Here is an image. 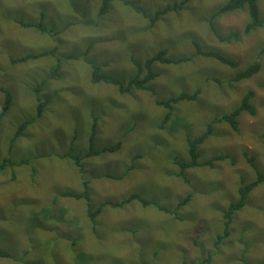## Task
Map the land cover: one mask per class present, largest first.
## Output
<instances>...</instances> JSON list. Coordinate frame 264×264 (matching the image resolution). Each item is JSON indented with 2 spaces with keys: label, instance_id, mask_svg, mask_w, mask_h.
<instances>
[{
  "label": "rangeland",
  "instance_id": "1",
  "mask_svg": "<svg viewBox=\"0 0 264 264\" xmlns=\"http://www.w3.org/2000/svg\"><path fill=\"white\" fill-rule=\"evenodd\" d=\"M173 1L178 0H111L99 16L101 0H0V163H9L0 169V250L7 253L0 254V264H264V180L231 213L223 234V211L237 199L240 179L255 178L248 158L264 174V23L246 31L248 14L240 8L217 15L212 31L208 18L224 0H188L150 26L134 9L152 14ZM258 8L264 20V0ZM194 41L237 65L194 55ZM160 48L169 57L190 59L154 62L157 75L147 82L153 93L121 92L113 83L90 79L85 58L126 83L135 71L130 57L144 61ZM50 49L37 58L10 60ZM254 61L257 72L229 81ZM197 86V97L175 103L160 127L166 108L156 99ZM248 89L255 113H240L234 130L218 118ZM5 92L10 104L1 115ZM93 123L96 153L84 156L79 170L59 154L83 156ZM208 125L211 134L197 145L198 160L228 154L235 162L226 157L189 166L184 180L173 159L188 161L186 138ZM116 142L120 147L102 150ZM28 157L29 163L10 164ZM28 164L35 167L33 178ZM84 179L94 209L130 193L168 208L190 197L171 214L136 199L103 206L91 222L83 198L58 194L82 190ZM152 253L160 256L157 263Z\"/></svg>",
  "mask_w": 264,
  "mask_h": 264
},
{
  "label": "trees",
  "instance_id": "2",
  "mask_svg": "<svg viewBox=\"0 0 264 264\" xmlns=\"http://www.w3.org/2000/svg\"><path fill=\"white\" fill-rule=\"evenodd\" d=\"M111 0H101L100 2V7H99V12L98 15L101 16L103 14L106 13L107 11V7H108V3ZM258 1L259 0H224V2L219 6L218 9L214 10L210 16H209V26L211 28L212 31L215 32V26L213 25V19L224 12L227 11H233V10H237L240 8H245L248 14V22L245 24L244 29L247 31L252 30L258 26H261V24L264 23V20H261L259 18V8H258ZM188 2V0H178V1H173L170 3H166L163 6L157 7L155 8V10L153 11L152 14H148L146 11H144L141 8L138 7H134V9L137 10V12L141 13L143 16L145 15L148 18V25H153L159 18L160 16L164 15L166 12L168 11H175L177 12L178 10L182 9L184 7V5ZM72 4V2H71ZM23 22V21H22ZM23 26H29V23H21ZM40 29H42L41 27H39ZM223 38V37H221ZM195 45L197 46V50L193 53L194 55H201V56H207V57H213L217 60H219L220 62L227 64L229 66H236L237 63L217 52L214 50H203L199 44L194 41ZM52 52V49L50 50H44L38 53H29V54H25L21 57L18 58H10L12 63H16V62H22L25 61L27 58H37L39 56H42L44 54H50ZM261 52H264V47L261 49ZM72 57L77 58L78 55H72ZM131 61L133 62L134 65V72L132 74V76L128 79V81L126 83H124L123 80L114 77L112 75H109L107 73H103L100 71V66L96 63V61L93 58H85V61L90 65V79L93 82H97V81H104V82H109V83H113L114 85L117 86L118 90H120L121 92H131L132 89H148L153 93V89L150 88L149 86H147V82H149L151 79H153L154 77H156V72H154L151 69V66L154 64V62H160V63H178L181 61H186L188 59H190L189 56H181V57H169L167 55V51L165 50V48H160L158 49L153 55L147 57L144 61H139L137 59H135L134 57H130ZM57 68L58 65H56L55 69H54V74L57 75ZM260 68V65L258 62L254 61L251 64H249L248 66H246L244 69L237 71L234 75L231 76L229 81H239L241 79H245L250 77L252 74H254L255 72H257ZM264 73V70H263ZM41 87V86H40ZM36 89H39V87H37ZM200 92V86H197L195 88V90L193 92H188V91H182L181 93H179L176 96H172L169 97L168 99L165 100H161V99H156V103L158 104H162L165 108L166 111L162 117L161 122L159 123V126L162 127L164 125V123L170 118V115L172 113V107L175 103H177L179 100L182 99H186V100H191V99H195L198 95V93ZM6 93V100L4 102V105H2V110H1V115L4 114V112L8 109V106L10 104V95L8 92ZM253 96V90L252 89H248L244 95L241 96L240 102L238 103V105L232 109L231 111L226 112L225 114H223L222 116H220L218 118V120L220 121H224L226 123H228V125L234 129L237 130L238 128V116L240 113L242 112H248L249 114H254L255 113V107L254 105L251 103L250 98ZM43 103H40L38 106V114L42 113L41 110V106ZM24 124H21L18 127V130L16 132V134L14 135V139L18 136L21 135L24 129ZM95 123H93L91 125V132L89 135V141H88V145H89V149L88 151H86V153L81 156L79 154H70V153H62L59 154V156L61 157H67V158H71L73 160V162L75 163L76 166H78L79 170H82V163L81 160L84 156L87 155H92L94 153H96V151L94 150L93 146H92V141H93V136H94V132H95V127H94ZM210 126L208 125L207 128L200 133L198 136H196L195 138H186L187 144H188V153H189V160L186 162H181L178 161L177 158L173 159V162L175 164L178 165L179 169L177 171V176L182 177L184 180H186V176H185V169L189 166H200L203 164H208L211 165L212 162H214L215 160H219L221 158H226L229 157L231 158V162L234 163L235 162V158L228 155V154H220V155H215L212 156L210 159H208V161L205 162H200L198 160V152H197V145L202 142L205 138H207L210 134ZM11 141H13V137L11 139ZM120 147V142H116L115 144H111V145H106L102 148V150H113ZM31 160V157L28 158H21L17 161H12L10 160V164L13 166L19 165L21 163H29ZM248 160L250 161L251 166L254 168V172H255V178L253 180H251L250 182L244 183L243 179H240V185L238 186V197L235 201H231L227 208L223 211L224 212V231L223 234H226L229 222H230V217H231V213L234 210L239 209L246 201V197L247 194L249 192V190L258 182H261L264 180V174L260 172V170L258 169V167L255 165L254 161H252V158H248ZM5 164H9L8 163V159H4L1 163H0V169L3 168V166ZM29 165V164H28ZM29 170H30V177L33 178L35 175V167L31 168L29 165ZM13 176V175H12ZM82 185H83V189L79 190V191H71V190H64V191H60L58 194L60 195H64V196H71V197H75V198H83L85 201V204L87 206V215L89 217V219L91 220V222L94 221L96 214L99 212V210L103 207V206H110V207H114V208H118V207H122L124 205H126L127 203H129L130 201L136 199L138 200L142 205L146 206V205H153L155 208H157V210L159 211H164L167 214H171V213H175L185 202H187L189 200L190 195H187L185 197H183L182 199L178 200L177 203L172 207V208H168L165 207L155 201L152 200H148L145 198L140 197L138 194L136 193H130L128 196H126L122 201L120 202H114V201H110V200H103L100 202V204L98 205L97 208H93L90 202V197H89V190H88V180L84 179L82 181ZM222 235L218 236V239H221ZM0 254H5L7 255L6 252L1 251L0 250ZM150 257L152 259V261L157 263V260L160 258V256L158 255V253H152L150 254ZM210 258V255L207 256L206 260H208ZM203 260V259H202ZM196 264H201V261H198Z\"/></svg>",
  "mask_w": 264,
  "mask_h": 264
},
{
  "label": "bare ground",
  "instance_id": "3",
  "mask_svg": "<svg viewBox=\"0 0 264 264\" xmlns=\"http://www.w3.org/2000/svg\"><path fill=\"white\" fill-rule=\"evenodd\" d=\"M246 161V160H245ZM253 161V160H252Z\"/></svg>",
  "mask_w": 264,
  "mask_h": 264
}]
</instances>
